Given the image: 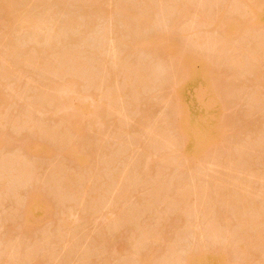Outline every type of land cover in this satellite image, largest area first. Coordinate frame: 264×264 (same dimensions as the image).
<instances>
[{
  "label": "rangeland",
  "instance_id": "374dc122",
  "mask_svg": "<svg viewBox=\"0 0 264 264\" xmlns=\"http://www.w3.org/2000/svg\"><path fill=\"white\" fill-rule=\"evenodd\" d=\"M5 2L0 0V4ZM253 2L10 0L6 3L10 5L5 6L11 12L6 13L7 9L0 6V264H180L189 254L195 257L196 264H208L204 257L211 253L224 254L225 264H264V55H259L263 59L258 58L255 66V58L251 57V61L246 56L249 50L255 54L250 48L253 45L256 55L262 54L259 50L264 53V24L253 26L245 7L257 2L262 5L264 0ZM182 4L189 5L188 13H183L187 6L177 12V5ZM236 7L242 8L240 13ZM133 12L153 22L144 26ZM16 16L21 21L32 19L31 25L20 21L19 26ZM35 20L41 24L44 21L42 25L46 26L33 28ZM229 21L238 22V27L233 25L236 33L228 43L222 30L232 24ZM48 26L54 31L49 30L53 38L46 42V37L51 36L44 35ZM149 39L156 44L152 46ZM255 41L262 43L259 46ZM168 46L178 56L183 52L189 57L194 54L196 60H189L191 65L184 63L189 73H195V85L189 76L184 78L185 65H178L182 72L178 71L175 60L170 58L173 54L167 56ZM13 53L19 55L17 63L20 57L24 59L15 71L17 59L12 68L8 67L15 58ZM68 55L80 67L76 62L70 64ZM178 56L175 53L172 57L178 60ZM234 58L235 63L243 60L246 65H235ZM184 59H179L181 65ZM55 64L59 69H54ZM206 65L208 76L200 79ZM71 78L77 80L74 85ZM110 78L115 81L111 83ZM132 81L141 88L132 85L130 90ZM185 86H195V93L197 88L206 92L208 101L197 104L195 112L185 111L193 107L188 101L189 108L184 107V112L176 101L178 91ZM83 105L85 112L80 108ZM70 119L75 128L79 127L78 132L71 129L75 125H69ZM182 119L189 121L186 127H182ZM192 122L198 125L193 126L195 134L189 126ZM67 131L72 146H68L71 140ZM50 132L61 136L55 139L56 134L50 136ZM39 140L42 143L38 144L49 145L45 150L52 153L37 150L39 153L27 156L26 146L36 147ZM65 142L67 148L75 143L70 149L76 157L67 155L68 149L62 145ZM23 164L28 167L23 168ZM55 179L64 184L65 180L71 181L69 186L78 194ZM65 191L68 196L74 195L64 196ZM30 192L37 195L28 196L27 201L25 196ZM242 192L246 195L243 198H251L247 201H255L253 206L258 203L255 206L259 212L247 206L250 214L242 209L237 213L239 210L234 208L240 205ZM42 194L49 209L40 199L43 204L38 203L33 211L32 203ZM22 206L31 214V225L24 226L22 216L26 211ZM42 208L44 214L40 212ZM252 214L263 218L261 223L254 218L259 226L253 224V217L246 216ZM245 218L252 220L251 226H244ZM242 229L244 234L249 232L243 234L245 237ZM238 236L244 238L242 244Z\"/></svg>",
  "mask_w": 264,
  "mask_h": 264
},
{
  "label": "bare ground",
  "instance_id": "6f19581e",
  "mask_svg": "<svg viewBox=\"0 0 264 264\" xmlns=\"http://www.w3.org/2000/svg\"><path fill=\"white\" fill-rule=\"evenodd\" d=\"M3 1H4V0H3ZM5 1H7V2L0 4V6H1V5L3 6V8H2V7H0V8H2V9H4V10L7 9V10L4 11L5 13H6V12H11V9H10V11H9V10H8V7L6 8V6H9V5H10V4H6V3H8V1H10V0H5ZM215 1H216V0H215ZM92 2H94V1H92ZM252 3H255V2H253V0H252ZM3 4H4V5H3ZM11 4H12V3H11ZM241 4H242V3H241ZM249 4H250V3H249ZM5 5H6V6H5ZM149 5H150V4H149ZM4 6H5V7H4ZM177 6H178V8L180 9V10H179V9H178V10L176 9L177 12H179V11L183 12L182 8H185V6H187L188 9H186V10L184 9L185 12H183V13H188V11H189V9H190V8L188 7V6H189L188 4H187V5L185 4V6H184V4H182V5H177ZM179 6H180L181 8H180ZM239 7H240V6H239ZM242 7H243V6H242ZM245 7H246V11H247V12H246L247 17H248L249 21L252 23L253 26H254V24H255V25H257V24H264V4L261 5L260 3L257 2L256 4H254V5L252 4L251 6H250V5H247V6L245 5ZM236 8H237V7H236ZM234 9H235V8H234ZM237 9H238V8H237ZM239 9H242V8H239ZM239 9H238V13H240V11H241V10L239 11ZM187 10H188V11H187ZM235 10H236V9H235ZM243 10H245V8H244ZM236 11H237V10H236ZM243 12H244V11H243ZM128 13H129V16H128V15H127V16L130 17L131 11L128 12ZM133 13L136 14V17H137V18L140 17V19L142 20V17H143V16H142V17L139 16L141 13H137V12H133ZM183 13H182V14H183ZM224 13H226V12L223 11V14H222L223 16H224ZM7 14H11V13H7ZM50 14H51V13H50ZM134 14H133L132 16H134ZM137 14H139V15L137 16ZM203 14H204V13H203ZM203 14H202V15H203ZM141 15H142V14H141ZM151 15H152V14H151ZM151 15H150V16H151ZM205 15H206V14H205ZM222 15H220V19H224V17L222 18ZM225 15H227V14H225ZM241 15H242V12H241ZM7 16H8V15H7ZM132 16H131V17H132ZM150 16L148 17L149 20L151 19ZM203 16H204V15H203ZM209 16H210V15H209ZM242 16H243V15H242ZM11 17H12V16H11ZM16 17H17V16H16ZM16 17H15V18H16ZM49 17H51V16L49 15ZM204 17H206V16H204ZM240 17H241V16H240ZM8 18H9V17H8ZM15 18H14V19H15ZM47 18H48V17H47ZM47 18H46V19H47ZM134 18H135V16H134ZM134 18H132V19H134ZM137 18L135 19V21H136L137 23L143 24V22H144V24H145L144 26H146V22H147V21H145L146 19H145V20L143 19V20H142L143 22H142V21L138 22L140 19L138 18L139 20H137ZM213 18H214V17H213ZM215 18H216V17H215ZM11 19H12V18H11ZM17 19H18L17 22H20V21H21L18 17H17ZM44 19H45V18H44ZM204 19H207V20H208V18H204ZM204 19H203V20H204ZM211 19H212V18H210V20H211ZM216 19H217V18H216ZM240 19H241V18H240ZM9 20H10V19H9ZM24 20H25V19H24ZM24 20H22L21 22H25V24L28 23V25H29L30 22L32 21V19H30V20H31L30 22H29V21L27 22V20H29V19H26V21H24ZM39 20H40V19H39ZM39 20H38V21H39ZM42 20H43V19H42ZM42 20H41V21H42ZM151 20H153V19H151ZM212 20H213V19H212ZM212 20H211V22H212ZM232 20H233V19H232ZM10 21H11V20H10ZM35 21H37V20H35ZM35 21H33V23H35V25H36V24H37V25H36V26H33V28H34V27L36 28L37 26H39L40 28L37 27V29L40 30L41 27L44 28V26H46V25H42L44 21L42 22V24H41V22H38V21L35 22ZM204 21H205V20H204ZM208 21H209V20H208ZM208 21H207V22H208ZM227 21H228V20H227ZM21 22L18 23L19 26H20ZM50 22H51V21H50ZM50 22H49V23H50ZM70 22H71V24H75V23H73L72 21H70ZM136 22H135V23H136ZM148 22H149V21H148ZM148 22H147V23H148ZM151 22H153V21H151ZM151 22H149V23H151ZM209 22H210V21H209ZM213 22H214V21H213ZM229 22H232V21H229ZM12 23H14V22H12ZM33 23H32V24H33ZM45 23H46V22H45ZM49 23H46V24L49 25ZM225 23H226V22H225ZM225 23H224V25H225ZM236 23L238 24V22H235V21H234V22H232V24H229V25L226 24L227 28H226V26H225V28L223 27L224 30H226V31H223V30H222L224 36H225V35L228 36V39H227V36H226V37H225L226 39L224 38V40H227L228 43L230 42L229 40H230V38L232 37V35L234 34L233 37L235 36V33H236V30H235V29L238 27V25H237ZM16 24H17V23H16ZM38 24H39V25H38ZM40 24H41V25H40ZM68 24H69V23H68ZM30 25H31V24H30ZM50 25H51V23H50ZM149 25H150V24H149ZM224 25H223V26H224ZM233 25H234V26L236 25L237 27H234ZM21 26H22V25H21ZM76 26H77V25H76ZM140 26H141V25H140ZM144 26L142 25L141 27H144ZM52 27H54V26L52 25ZM67 27H68V26H67ZM141 27H140V28H141ZM27 28H28V27H27ZM48 28H49V26H48ZM48 28H47V29H48ZM137 28H138V27H137ZM29 29H30V28H29ZM37 29H34V31L31 30V29H30V30L33 31L34 33H35V31H36V32H40V31H37ZM50 29H51V28H49V29L46 31V28H45V33H46V34H45L43 31H41V32L44 33V35H47V34H50V35H51L52 32H53L54 30H53V29L50 30ZM74 29H75V26H74ZM49 30L52 31V32L50 33ZM68 30H72V28L69 27ZM48 31H49V32H48ZM234 31H235V32H234ZM33 32H32V33H33ZM55 32H56V31H55ZM225 32L229 33L230 35H228L227 33L225 34ZM231 32H232V34H231ZM233 32H234V33H233ZM54 34H55V33H54ZM54 34H53V35H54ZM34 36H36V35H34ZM37 36H39L38 38L42 39V38L40 37V34H38ZM44 37H45V36H44ZM49 37H52V38H53L52 35H51V36L48 35V36L46 37V42L48 41ZM150 39H151V38H150ZM150 39H149V40H150ZM257 40H258V39H257ZM261 40H262V39H261ZM261 40H258V41H261ZM43 41H45L44 38H43ZM50 41H51V39H50ZM141 41H142V40H141ZM143 41H144V40H143ZM227 41H225V42H227ZM225 42H224V45L227 44V43H225ZM262 42L264 43L263 40H262ZM262 42H261V43H262ZM49 43H50V42H49ZM135 43H136V42H135ZM137 43H138V42H137ZM152 43H153L152 46H154V45L156 44V42H154V41H153ZM152 43H151V40H150V44H152ZM256 43H257V42L255 41V44H256ZM261 43L259 42V43H257V44H258V45H259V44L261 45ZM47 44H48V43H47ZM76 44H77V43H76ZM222 44H223V41H222ZM139 45H141V44H139ZM230 45H231V44H230ZM260 45H259V46H260ZM11 46H12V45H11ZM172 46H173V45H172ZM227 46H229V44H228ZM253 46H255V45H253ZM253 46H252V47L250 46V48H252V50H253V52H254L255 54L251 53L252 51L248 49L250 52L248 51L249 53H247V55H246V52H245V53H244L243 55H241V56H242V57H243L244 55L249 56V57H250L249 60H251V59H252L251 57H253V58H255V59H252V60H253V63H254V62H255V63H258V62H257V61H258L257 59H258V58H259V59L262 58V57L259 56V55H264V53H263L262 51L259 50V52L262 53V54H258V55H256L257 50H256V52H255V51H254L255 49L253 48ZM262 46H264V44H262ZM12 47H13V46H12ZM229 47H230V46H229ZM229 47H227V48H229ZM169 48H170L171 51L173 50L171 46H168L167 49L164 48L165 50H167V51H165L166 54H169V55H167V56L169 57L170 55H172V54L174 55V54L176 53V57H177L178 55H177V52H175V49H174L172 52H170V50H168ZM173 48H174V47H173ZM224 48H225V47H224ZM255 48H256V47H255ZM257 48H258V46H257ZM13 49H15V48H13ZM258 49H259V48H258ZM260 49H262V48L260 47ZM44 50H45L46 52H48L47 49H44ZM262 50H264V48H263ZM12 51H13V50H12ZM16 51H17V50H16ZM45 51H44V52H45ZM176 51H178V49H177ZM180 51H182V50H180ZM13 52H14V51H13ZM42 52H43V51H42ZM72 52H74V50H73ZM165 52H164V53H165ZM174 52H175V53H174ZM259 52H258V53H259ZM9 53L11 54V52H9ZM9 53H8V54H9ZM14 53H15V52H14ZM14 53H13V54H14ZM170 53H171V54H170ZM183 53H184V52H183ZM183 53H180V54H179L180 56H178V57H180V58H178V60L175 59L176 57L173 59V57H172L173 55L170 56V58H172L171 60H175L176 63H175L174 61H173V62L177 65V67H178L177 70L179 69L178 71H180V72H182V71H181V69H180L179 66L182 67L183 65H185L184 68H186V63L190 64V63H189V60H192V58L196 60V58L194 57V54H190V57H189V56H188V55H189L188 53H185V54H186V55L184 54L185 56L183 55ZM189 53H190V52H189ZM10 54H9L8 56H10ZM18 54H19V52H18ZM65 54H66V51H65ZM69 54H70V53H69ZM72 54H75V53H72ZM187 54H188V55H187ZM252 54L255 55L256 57L252 56ZM66 55H67V54H66ZM114 55H115V54H114ZM191 55H192V56H191ZM13 56H15V54H14ZM13 56L11 55V57H13ZM18 56H19V55H18ZM18 56L16 55L15 58L13 57L12 60H11V62H10L12 65L9 63L10 66H8V67H11V68H12V66L15 64V66H17V69H16V67H14V71H15V70H18V69H19L18 66H20V65L23 63V62L21 63V61H24L23 56H22V57H20V58L23 59V60L20 59V62L17 63V62L19 61V60H18L19 58H16V57H18ZM25 56H26V55H25ZM25 56H24V57H25ZM61 56H62V55H60V57H61ZM63 56H64V55H63ZM70 56H71V55H68V60H69ZM77 56H78V55H77ZM182 56H183V57H182ZM186 56H187V57H186ZM241 56H239V57H240L239 59L242 58ZM60 57H59V58H60ZM184 57H185V59H184ZM249 57H246V59H248ZM26 58H29V57H26ZM32 58H33V56H32ZM61 58L63 59V57H61ZM64 58H65V56H64ZM66 58H67V57H66ZM75 58H76V57H75ZM182 58H183L184 60H182V61H183V64L181 65L180 61H181ZM187 58H188V59H187ZM189 58H191V59H189ZM236 58L238 59V57H236ZM263 58H264V56H263ZM263 58H262V59H263ZM14 59H17V60L14 61ZM62 59H61V60H62ZM70 59H71V58H70ZM179 59H180V61H179ZM237 59H236V62H237ZM262 59H261V60H262ZM31 60H32V59H31ZM65 60H66V62H67V64H68V60H67V59H65ZM65 60H64V61H65ZM176 60H177V61H176ZM201 60H203V59H201ZM207 60H208V59H207ZM228 60H230V59L228 58ZM243 60H244V62H246V64H247V61H245V57L243 58ZM243 60H242V62H241V60H240V62H239V60H238V62H239L240 64H239L238 62L235 63V58H234L233 61H234L235 65L238 64V65H241V66H239V67H242V65H243ZM252 60H251V61H252ZM255 60H256V61H255ZM13 61H14L15 63H14ZM69 61H70V60H69ZM72 61H73V60H72ZM178 61H179V62H178ZM184 61H185L186 63H184ZM193 61H194V60H193ZM193 61H192V62H193ZM199 61H200V60H199ZM231 61H232V59H231ZM251 61H250V63H252ZM12 62H13L14 64H13ZM31 62H32V61H31ZM75 62L77 63V61H75V60H74L73 62L70 61L69 63L71 64V63H75ZM78 62H79V61H78ZM177 62H178L179 64H178ZM200 62H201V61H200ZM203 62H205V63L207 64L206 60H204ZM57 63H58V62H57ZM57 63H56V64H57ZM59 63H60V61H59ZM59 63H58V64H59ZM61 63H63V60H62ZM80 63L82 64V62H80ZM209 63H210V62H209ZM229 63L231 64L232 62L229 61ZM250 63H248V65H249ZM255 63H254V66H255ZM19 64H20V65H19ZM56 64H55L54 66H57V67L54 68V69H59V68H58L59 66L56 65ZM85 64H86V62H85ZM246 64L244 63L243 67H244ZM59 65H60V64H59ZM68 65H69V64H68ZM77 65H78V67H80V64L77 63ZM88 65H89V64H88ZM178 65H179V66H178ZM190 65H191V64H190ZM190 65H188V66H190ZM192 65H193V63H192ZM235 65H234V68H235ZM248 65H247V66H248ZM66 66H67V65H66ZM83 66H84V65H83ZM86 66H87V64H86ZM86 66H84V67H86ZM200 66H201V65H200ZM247 66H246V67H247ZM249 66H250V65H249ZM78 67H76L77 70H78ZM84 67H81V68L84 69ZM191 67H192V66H191ZM202 67H203V66H202ZM237 67H238V66H237ZM237 67H236V68H237ZM246 67H245V68H246ZM81 68H79V69H81ZM88 68H89V67H88ZM184 68L182 69V70L185 71L184 78L187 79L186 76H189L188 79L191 78L190 80H192V81H190L191 84H194V85H195V84L197 83V82H195V81H197V77L195 78V75H194L195 73L192 75V72H191V73L188 72V70H189L188 68H186V69H184ZM211 68H212V67L209 68V71H211ZM250 68H251V67H250ZM60 69H61V67H60ZM187 69H188V70H187ZM203 69H204V70H202V69H201V70L204 71V74H201L200 76L197 74V75L199 76L200 79H205V78L208 76V74H207L208 65H206L205 68H203ZM242 69H243V68H241V69H239V70L241 71ZM251 69H254V68L252 67ZM12 70H13V69H12ZM237 70H238V68H237ZM78 71L80 72L81 70H78ZM134 71H135V70H134ZM189 71H190V70H189ZM191 71H192V70H191ZM193 71H194V70H193ZM209 71H208V73H209ZM250 71H251V70H250ZM64 72H65V68H64ZM64 72H62V73L64 74ZM85 72H86V71H83L84 74H85ZM106 72H109V71H106ZM186 72H187L188 75H186ZM62 73H60V74L63 75ZM81 73H82V72H81ZM112 73H113L112 76L115 77V75H114L115 73H114V72H112ZM133 73H134V72H133ZM211 73H212V71H211ZM211 73H209V75H210ZM237 73H238L237 75H239V72H237ZM60 74H59V75H60ZM129 74H130V73H129ZM129 74H128V76H129L128 78L130 79L131 76H130ZM140 74H143V73L141 72ZM181 74H183V73H181ZM190 74H191L192 76H191ZM110 75H111V73H110ZM134 75L137 76V74H134ZM112 76H111V77H112ZM190 76H191V77H190ZM139 77H140V76H139ZM142 78L144 79L145 76L143 77V75H142ZM142 78L138 79V77H136V79H138V80H140V81H143ZM71 79H72V78H71ZM107 79H109V77H107ZM107 79H105V80H107ZM112 79L114 80L115 78H112ZM141 79H142V80H141ZM195 79H196V80H195ZM69 80H70V78H69ZM69 80H67L66 83H67ZM72 80H73V83H71V84L74 85V81H75V79L73 78ZM72 80H71V81H72ZM207 80H208V78H207ZM210 80H211V78H210ZM76 81H77V80H76ZM76 81H75V82H76ZM107 81H109V80H107ZM114 81H115V80H114ZM114 81H113V82H114ZM128 81H129V80H128ZM133 81H134V79H133ZM133 81H132V84H131L130 82H128V83L131 84V85L129 84V87L132 86L133 83H135V82H133ZM140 81L137 82V83H138L137 86L140 85V84H139ZM188 81H189V80H188ZM198 81H201V80L198 79ZM211 81H212V80H211ZM110 82L113 83L112 80H111V78H110ZM190 82H189V85H190ZM201 82H203V81H201ZM206 82H207V81H206ZM209 82H210V81H209ZM111 83L108 82V84H111ZM140 83H141V82H140ZM198 83H199V82H198ZM211 83H212V82H211ZM214 83H215V81H214ZM75 84H76V83H75ZM114 85H115V83H114ZM125 85H128V84H125ZM141 85H142V84H141ZM107 86H108V85H107ZM142 86H143V85H142ZM187 86H188V85H187ZM187 86H185V88L182 89V91H178L179 93H178V95H176V96H177V97H176V98H177L176 101L178 102V104H179L178 106H180L182 110L184 109V107H185V109H186V107L189 108V107H188L189 105L186 103V101H188V103H189V104H192L193 107H190L189 110H185V111H187V112L194 111V112H195L196 109L198 108L197 104H201V103L205 102V100H207L208 98H207V96L205 97L206 92L203 91V93H201V92H199L200 90H198V88H197L196 93H197V95H199V94H200V95L197 97V95H196V93H195V88H194L195 86L193 87L194 89L191 88L190 86H189L190 88H187V89H186ZM191 86H192V85H191ZM198 86H199V85H198ZM208 86H209V85H208ZM211 86H212V85H211ZM108 87H109V88H107V89H110L111 86L109 85ZM133 87H135V88H139V87H140V88H141V86L136 87V86H134V85H133ZM133 87H132V90H133V92H134L135 89H133ZM183 87H184V86H183ZM112 88H113V87H112ZM112 88H111V90H112ZM181 88H182V87H181ZM215 88H216V86H215ZM207 89H208V88H207ZM210 89H211V88H210ZM212 89H213V88H212ZM130 90H131V87H130ZM136 90H137V89H136ZM136 90H135V91H136ZM205 90H206V89H205ZM215 91H216V90H215ZM115 92H116V91H115ZM136 92H137V91H136ZM198 92H199V94H198ZM212 92H213V90H212ZM108 93H109V92H108ZM110 93H111V92H110ZM127 93H129V92H127ZM176 93H177V91H176ZM204 93H205V94H204ZM214 93H215V92H214ZM214 93H213V94H214ZM131 94H133V93H131ZM202 94H203V95H202ZM40 95H41V94H40ZM40 95H38V96H40ZM42 95H43V94H42ZM111 95H112V94H111ZM111 95H110V97H112ZM116 95H117V94H116ZM116 95H114V97H117ZM106 96H107V95H106ZM214 96H215V94H214ZM196 97H197V98H196ZM203 97L206 98V99L204 98V101H203ZM40 98H41V97H39V98L37 97V99H39V100H40ZM42 98H43V96H42ZM44 98H45V100L50 99L49 97L47 98L46 95L44 96ZM44 98H43V99H44ZM112 98H113V97H112ZM194 98H195V99H194ZM65 100H66V99H65ZM110 100H111V99H110ZM113 100H114V99H113ZM116 100H117V99H116ZM189 100H190L191 102H189ZM193 100H195L197 103H196L195 101H193ZM40 101H42V100H40ZM40 101H39V102H40ZM43 101H44V100H43ZM48 101H49V100H48ZM114 101H115V100H114ZM192 101H193L195 104H193ZM201 101H202V102H201ZM207 101H208V100H207ZM45 102H47V101H45ZM81 102H82V101H81ZM81 102L79 101V103H81ZM83 102H84V101H83ZM198 102H200V103H198ZM67 103H68V102H67ZM113 103H114V102H113ZM36 104H37V102H36ZM39 104H41V102L38 103L37 106H38ZM42 104H43V103H42ZM44 104H45V103H44ZM44 104H43V105H44ZM70 104H71V103H70ZM70 104H69V105H70ZM82 104H83V103H82ZM80 105H81V104H80ZM84 105H85V104H84ZM84 105H83V106H80V108L83 109V110L86 108V107H85L86 105H85V106H84ZM186 105H188V106H186ZM192 105H190V106H192ZM194 105H196V107H195ZM257 105H258V104H257ZM39 106H41V105H39ZM39 106H38V107H39ZM67 106H68V105H67ZM103 106H104V105H103ZM68 107H69V106H68ZM78 107H79V106H78ZM180 107H179V108H180ZM70 108H71V107H70ZM96 108H97V107H96ZM191 108H192V109H191ZM194 108H196V109H194ZM198 109H199V108H198ZM74 110H76V109H74ZM78 110H79V109H78ZM78 110H77V112H78ZM89 110H90V109H89ZM89 110H88V111H89ZM91 110H92V109H91ZM179 111H180V110H179ZM197 111H198V110H197ZM83 112H85V110H84ZM89 112L91 113V111H89ZM183 112H184V110H183ZM187 112L184 113V114H188ZM79 113H80V111H79ZM81 113H82V112H81ZM81 113H80V114H81ZM90 113H89V114H90ZM103 113H105V111H104ZM82 115L85 117L84 113H83ZM91 115H92V114H91ZM87 116H88V114H87ZM185 116H186V115H185ZM187 116H188V115H187ZM187 116H186V117L183 116V117L186 119ZM185 119H182V121H181V122H182V127H184V126L189 122V121L186 122V120H188V119H186V120H185ZM68 121H69V120H68ZM69 122H70L69 125L71 124L72 127H73V125H75L74 123H71V122H72L71 119H70ZM73 122H76V124L78 123L76 120L73 121ZM195 123H196V124H195ZM72 124H73V125H72ZM188 124H189V123H188ZM191 124H192V125H189V126L193 129V132H194V130H195L194 128H198L197 122H192ZM195 125H197V126H195ZM193 126H194V128H193ZM69 127H70V126H69ZM75 127H76V125H75L73 128H71V127H70V128L73 129V131H75V132L77 131V132H78V131H79V127H77L78 129L75 128ZM185 127H186V126H185ZM64 129H66V127H64ZM75 129H76V130H75ZM62 130H63V129H62ZM68 130H70V129H68ZM263 131H264V128H263V130H262V133H263ZM64 132H65V130H64ZM51 133H52V135H54V133L56 134V132H50V134H49L50 136H51ZM60 133H61V131H60ZM60 133H58V134L55 135V139H56L57 135H60ZM62 133H63V132H62ZM66 133H68V131H67ZM66 133H64V134H66ZM71 134L73 135V133H71ZM77 134H78V133H77ZM193 134H195V132H194ZM68 135H69V133H68ZM60 136H61V135H60ZM52 137H53V136H52ZM63 137H64V136H63ZM70 137H71V136L69 135V139H70ZM76 137H77V136H76ZM59 138H60V137H59ZM59 138H57V140H58ZM61 138H62V137H61ZM67 138H68V137H67ZM67 138L65 137L64 140L67 141ZM71 138H72V137H71ZM70 140H71V139H70ZM70 140H69V141H70ZM73 140L75 141L74 138H73ZM76 140H77V139H76ZM60 141H61V139H60ZM38 142L42 143V142L39 140V141H37V143H35V144H37L36 147H33V146H31V145L26 146V151L29 150V151H27V153H26L27 156H28V154H29L30 152H31V154H33V153L36 154V153H39L38 151H40V150H42L43 152L47 153L46 155H50V153H52L50 149H48V150H50V151L45 150V149L49 148V147H48V146H49L48 144H47L48 146H44L43 144H45V143L43 142V144H41V146H43V147H42L43 149H41L40 143L38 144ZM62 142H63V141H62ZM75 142H78V141H75ZM65 143H66V142H65ZM65 143L62 144V145L65 146L64 149H66V150L68 149V150H67L68 152L65 150V152H67L68 154H67V153H65V154H67V155H69V156H70V155H71V156H75V154H74L75 151H73V153L71 154V152H72L73 149H70V148H74L75 143H73V144H74L73 147H68V148L66 147V145H68V144H67V143L65 144ZM79 143H80V142H79ZM79 143H76V144L78 145ZM59 144L61 145V143H59ZM68 146H72V140H71V143L69 142V145H68ZM78 146H79V145H78ZM27 147H28L29 149H28ZM61 148H63V146H62ZM77 148H78V147H77ZM259 148H262V147L259 145ZM259 148H258V149H259ZM24 150H25V149H24ZM37 150H38V151H37ZM69 150H71V151H69ZM261 150H262V149H261ZM42 151H40V152H42ZM52 151H53V150H52ZM259 151H260V150H259ZM48 152H49V153H48ZM262 152H264V150H263ZM45 153H44V154H45ZM31 154H29V155H31ZM34 154H33V155H34ZM40 154H41V153H40ZM42 154H43V153H42ZM33 155L30 156V157H33V158H34L35 156H33ZM38 156H39V155H38ZM40 156H41V155H40ZM77 156H78V155H77ZM79 156H80V155H79ZM82 156H84V155H82ZM82 156H80V157H82ZM75 157H76V156H75ZM77 158H78V157H77ZM82 158H83V157H82ZM84 158H86V157H84ZM24 160H25V159H24ZM79 160H80V158H79ZM9 161H10V160H9ZM10 162H11V161H10ZM23 162H24V161H23ZM26 162H27V161H26ZM83 162H85V161H83ZM12 163L15 164L14 162H12ZM21 163H22V162H21ZM18 164H19V163H18ZM18 164H17V166H18ZM7 165H8V164H7ZM7 165H6V167H7ZM20 166H21V165H20ZM23 166H24V164L22 165V167H23ZM6 167H5V168H6ZM18 167H19V166H18ZM18 167H17V168H18ZM24 167H25V166H24ZM24 167H23V168H24ZM27 167H28V165H27ZM27 167H25V168H27ZM3 168H4V167H3ZM5 168H4V169H5ZM12 168H13V167H12ZM14 169H15V167H14ZM18 169H19V168H18ZM18 169H17V170H18ZM6 170L9 171L10 169H8V167H7ZM24 170H26V169H24ZM31 170H32V169H31ZM11 171H12V170H11ZM11 171H10V172H11ZM22 171H23V170H22ZM22 171H21V172H22ZM91 171H92V170H91ZM4 172H5V171H4ZM18 172H19V170H18ZM21 172H20V173H21ZM24 172H25V171H24ZM24 172H23V173H24ZM28 172H29V171H28ZM58 172H59V171H58ZM12 174H13V173H12ZM15 174H16V173H15ZM27 175H28V173H27ZM1 176H2V174H1ZM22 176H24V174H23ZM25 176H26V175H25ZM28 176H29V175H28ZM28 176H27V177H28ZM54 176H55V175H54ZM29 177H30V176H29ZM29 177H28V179H30ZM1 178H2V177H1ZM23 178H24V177H23ZM5 179H7V178H5ZM18 179H19V178H18ZM64 179H65V178H64ZM69 179H70V178H69ZM25 180H26V179H25ZM55 180H56V179H55ZM61 180H62V179H61ZM3 181H4V180H3ZM27 181H28V180H26L25 182H27ZM62 181H64V180H62ZM4 182H6V181H4ZM21 182L23 183V182H24V179H23V181H21ZM28 182H29V181H28ZM56 182L58 183L59 181L56 180ZM64 182H65V184H64L63 182H62V183L64 184L65 188H68V189H71V190L73 189V186H69V183H70L71 181L69 182V181H66V180H65ZM68 182H69V183H68ZM73 182H74V181H73ZM0 183H1V182H0ZM7 183H8V182H7ZM7 183H5V184H7ZM29 183H30V182H29ZM29 183H28V184H29ZM54 183H55V181H54ZM62 183H61V181H60V183H58V184H62ZM23 184L25 185V183H23ZM23 184H22V185H23ZM26 184H27V183H26ZM58 184H57V185H58ZM66 184H68V185H66ZM74 184H75V183H74ZM74 184H73V185H74ZM1 185H2V183H1ZM1 185H0V186H1ZM33 185H34V184H33ZM70 185H71V183H70ZM7 186H8V185H7ZM30 186H31V185H30ZM61 186H62V185H61ZM66 186H68V187H66ZM74 186H75V185H74ZM34 187H35V186H33L32 189H34ZM63 188H64V187H63ZM75 188H76V187H75ZM30 189H31V188H30ZM120 189H121V188H120ZM6 190H8V188H7ZM125 190H126V189H125ZM4 191H5V190H4ZM4 191H3V192H4ZM66 191H68V190L66 189ZM66 191H65V192H66ZM73 191H76V193L78 194L77 190H74V189H73ZM195 191H196V192H195V194H196V193H197V190H195ZM28 192H29V191H28ZM125 192H126V191H125ZM236 192L239 194L238 191H236ZM240 192H241V191H240ZM1 193H2V189H1ZM5 193H6V192H5ZM5 193H2V194L5 195ZM26 193H27V192H26ZM33 193H34V194H33ZM33 193H31V192L28 193V194H30V195L27 194V196H25V197H27L26 200L32 198L34 195H35V196L37 195V193H35V192H33ZM59 193H61V190H60ZM66 193H67V192H66ZM71 193H72V192H71ZM74 193H75V192H74ZM234 193H235V192H234ZM234 193H233V194H234ZM237 193H236V194H237ZM242 193H243V192H242ZM242 193H241V194H242ZM40 194H41V193H40ZM62 194H63V193H62ZM68 194H69V192L67 193V195H64V196H68ZM77 194H76V196H77ZM80 194H81V193H80ZM236 194H234V195H236ZM238 194H237V195H238ZM32 195H33V196H32ZM42 195H43V194H42ZM42 195H40V198L37 197V199L32 203V206H33L32 208H34L33 211L35 210V207L38 206V203H40V204L42 205V204L45 202L46 197H45L44 195H43V196H42ZM71 195H74V194H71ZM71 195H70V196H71ZM122 195H123V194H122ZM125 195H126V193H125ZM196 195H197V194H196ZM234 195H233V196H234ZM239 195H240V194H239ZM239 195H238V196H239ZM1 196H2V195H1ZM1 196H0V197H1ZM28 196H30V198H29ZM35 196H34V197H35ZM70 196H68V197H70ZM76 196H75V197H76ZM80 196H81V195H80ZM243 196H244V197L246 196L245 193H243L242 196L238 199V200H239L238 204H240V205L238 206L239 208H238V207H237V208H234V207H233V208L239 210V212H237V213H240V210L242 209V212H246L245 214H247V213L250 214V212L247 211V210H248V209H247V206H248V208L250 207V209H251V208L256 209V206H255V205L258 204V203H255L254 206H253V203H254L255 201H254V202L251 201V202H252V203H251V202H250L251 198H250L249 196H248V197L250 198V200H248V201H247L246 199H249V198H246V199H245V198H243ZM216 197H217V195H216ZM95 198H96V197H95ZM122 198H125V197L123 196ZM214 198H215V196H214ZM218 198H219V197H218ZM222 198H223V197H220V200H221ZM20 199H22V198H20ZM40 199H41V200H44L43 203H41L42 201L40 202ZM118 199H119V198H118ZM120 199H121V198H120ZM224 199L227 200L226 197H225ZM228 199L233 200V199H236V198H228ZM26 200H25V201L23 200L22 202H27L28 200H27V201H26ZM212 200H213V197H212ZM226 200H225V201H226ZM231 200H229V202H231ZM238 200H236V201H238ZM252 200H253V199H252ZM119 201H120V200H119ZM121 201H122V200H121ZM18 202H19V201H18ZM216 202L218 203V201H216ZM221 202H223V201H221ZM221 202H219V203H221ZM234 202H235V201H234ZM234 202H233V205L236 204V203H234ZM20 203H21V201H20L17 205L20 206ZM29 203H30V202H29ZM29 203H28V204H29ZM117 203H119V202L117 201ZM224 203H225V202H223L222 205H223ZM227 203H228V202H227ZM227 203H226V204H227ZM231 203H232V202H231ZM46 204H47V203H44V206H46ZM214 204H215V203H214ZM251 204H252L253 207L250 206ZM23 205H24V204H23ZM19 206H18V207H19ZM26 206H27V204L25 203L24 207H26ZM29 206H31V205H29ZM224 206H225V205H224ZM226 206H227V207H230V204H227ZM258 206H259V205H258ZM22 207H23V206H22ZM24 207H23V210H24ZM235 207H236V206H235ZM44 208H48V206H46V207H44ZM245 208H246L247 210H246ZM257 208H258V207H257ZM259 208H260V207H259ZM20 209H21V208H20ZM29 209H30V207H29ZM36 209H37V208H36ZM39 209H40V208H39ZM48 209H49V208H48ZM231 209H232V206H231ZM250 209H249V210H250ZM253 209H252V210H253ZM27 210H28V208L24 210V211H26V213H25L24 211L21 210V212H24V213H23V216H24V217L22 216V218H24V220H23V222H24V224H25L24 226L31 225L29 221H32V220L29 219V218L31 217V214H30L29 212H27ZM30 210H31V213H32V209H30ZM44 210H45V209L42 208V211H40V210H37V211L43 212V214H44V213H45ZM256 210H257V209H256ZM258 210H259V209H258ZM258 210H257V211H258ZM262 210H263V208H262ZM46 211H47V210H46ZM235 211H236V210H234V212H235ZM254 211H255V210H254ZM259 211H260V210H259ZM259 211H258V212H259ZM242 212H241V214H242ZM258 212H257V213H258ZM262 212H263V211H262ZM34 213H35V212H34ZM235 213H236V212H235ZM251 213H252V212H251ZM28 214H29V215H28ZM20 215H22V214L20 213ZM27 215H28L29 217H28ZM38 215H39V213H38ZM38 215H37V216H38ZM40 215H42V214H40ZM40 215H39V216H40ZM243 215H244V214H242L241 216H243ZM255 215H257V214L255 213ZM255 215H253V214H252L251 216H250V215H246L247 217H249V219H251V218L253 217V219H252L253 221H252V220H249V219H246V218H247V217H246L245 219H243V220H244L243 222H242V221H240V222L244 223V226H245V227H246V225H250V224H252V222H253L254 225L257 224V225L259 226V224H258V223H255V221H254V218L257 217V216H255ZM42 216H43V215H42ZM237 216H238V215H237ZM261 216H264V215H261ZM238 217H239V216H238ZM238 217H237V218H238ZM258 217H260V215H259ZM258 217H257V218H258ZM241 218H242V217H241ZM257 218L255 219L256 222H259V221H260L259 223H261V222L263 221L262 219H263L264 217H263L262 219H261V217H260V218H259L260 220L258 219V221H257ZM239 219H240V218H239ZM63 221H65V220H62V222H60V223L63 224ZM237 221H239V220L237 219ZM251 221H252V222H251ZM23 222H22V223H23ZM28 222H29V224H27ZM31 223H32V222H31ZM62 224H61V225H62ZM238 224H239V226H240V223H238ZM254 225H253V226H254ZM257 225H256V226H257ZM263 225H264V223H263ZM24 226H23V227H24ZM241 226H242V227H241ZM241 226H240V227L244 229L243 224H241ZM250 226H251V225H250ZM256 226H255V228H256ZM261 226H262V225H261ZM255 228H253L254 233H255ZM257 228H258V227H257ZM257 228H256V229H257ZM243 229H242V236L245 237L244 235L248 234L249 232H247L246 234H244L246 231L244 232ZM247 229H248V227H247ZM247 229H246V230H247ZM259 229H260V227L258 228V230H259ZM261 229H263V228H261ZM249 230H251V229H249ZM258 230H257V231H258ZM259 231H260V230H259ZM261 231H262V230H261ZM243 232H244V233H243ZM214 233H216V232H214ZM238 233H241V232H238ZM257 233H258V232H257ZM259 233H260V232H259ZM259 233H258V234H259ZM262 233H263V232H262ZM243 234H244V235H243ZM258 234H256V235H258ZM260 234H261V233H260ZM216 235H217V234H216ZM240 235H241V234H240ZM217 236H218V235H217ZM242 236H241V238H239V236L237 237L238 239L241 240V244H242V240L244 239V238H242ZM261 236H262V235H259V237H261ZM263 236H264V234H263ZM259 237H258V238H259ZM245 239H246V238H245ZM243 241H244V240H243ZM237 243H238V242H237ZM242 246H243V245H242ZM211 254H213V253H211ZM211 254H206L207 256L204 257V259L206 260V262H207L208 264H225V263H226V259H225V255H224V254H223L224 256H223L222 254H220V253H219V254H216V255H211ZM208 255H209V256H208ZM166 259H169V258H166ZM169 260H170V259H169ZM183 260H184V261L181 262L180 264H196L195 257H194L193 255H190V254L187 255ZM164 261H165V260H164ZM164 261H163V263H164ZM157 263H158V262H157ZM157 263H156V264H157Z\"/></svg>",
  "mask_w": 264,
  "mask_h": 264
}]
</instances>
